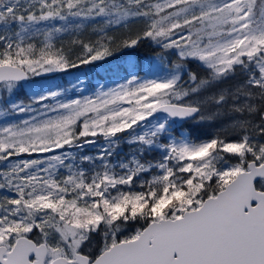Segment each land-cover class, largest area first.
<instances>
[{
	"label": "snow or ice",
	"instance_id": "obj_1",
	"mask_svg": "<svg viewBox=\"0 0 264 264\" xmlns=\"http://www.w3.org/2000/svg\"><path fill=\"white\" fill-rule=\"evenodd\" d=\"M0 264H264V0H0Z\"/></svg>",
	"mask_w": 264,
	"mask_h": 264
},
{
	"label": "rangeland",
	"instance_id": "obj_2",
	"mask_svg": "<svg viewBox=\"0 0 264 264\" xmlns=\"http://www.w3.org/2000/svg\"><path fill=\"white\" fill-rule=\"evenodd\" d=\"M131 60V57H127V61ZM113 64V60H108V62L106 63H101V62H97L96 64L92 65V66H88L84 69H81L79 71L74 72L72 75H67L63 77V80L65 81H70V82H74L75 78L78 76L81 80L85 81V84L83 85V94L84 95H91L94 92V86L95 87H99L100 85H104L105 88L114 86L116 83H120L123 82V77L124 75L122 74V76H110L108 77V75H103L102 69L105 67V65H109V67H111ZM148 64H149V60L145 59L144 62H142V66H143V72H141V77L142 78H152L150 76V74L148 73ZM96 69H98L100 71L101 76H96ZM61 82V80H60ZM23 92L25 94L29 93V89L25 88L23 90ZM73 96L77 95V93H72Z\"/></svg>",
	"mask_w": 264,
	"mask_h": 264
},
{
	"label": "trees",
	"instance_id": "obj_3",
	"mask_svg": "<svg viewBox=\"0 0 264 264\" xmlns=\"http://www.w3.org/2000/svg\"><path fill=\"white\" fill-rule=\"evenodd\" d=\"M150 55V53H148L147 49L146 48H141L139 50V58H140V62H144L146 56ZM110 60H113V64L111 67H109V65H105V67L102 69V72H103V75H108V77H110L111 75L112 76H116L118 77L119 75L122 76V74L124 75V72L123 71H116V69L118 67H124V68H128L129 67V61H127V58H119V59H110ZM137 60V57L133 56L131 57V61L132 62H136ZM108 61H104V62H101V63H106ZM96 72V76H101L100 74V71L98 69L95 70ZM141 74V73H140ZM55 83H60V79H56L54 81Z\"/></svg>",
	"mask_w": 264,
	"mask_h": 264
}]
</instances>
